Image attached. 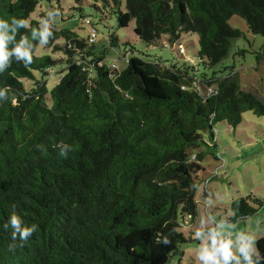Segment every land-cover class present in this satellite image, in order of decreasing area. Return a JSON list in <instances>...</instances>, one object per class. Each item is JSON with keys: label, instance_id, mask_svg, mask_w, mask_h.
I'll return each mask as SVG.
<instances>
[{"label": "trees", "instance_id": "16d2710c", "mask_svg": "<svg viewBox=\"0 0 264 264\" xmlns=\"http://www.w3.org/2000/svg\"><path fill=\"white\" fill-rule=\"evenodd\" d=\"M94 1L118 28L134 21L146 46L164 39L173 47L195 34L197 62L165 65L129 48L118 71L104 63L108 48L53 24L54 37L40 55L36 44L31 64L14 61L0 75L18 101L0 102V264H169L193 241L182 217L197 215L205 152L196 150L215 141L217 123L236 128L245 112L264 117V77L260 90L242 89L232 67L214 70L241 35L228 25L232 16L264 38V0ZM38 4L0 0V16L27 18V32L39 25L31 16ZM108 38L118 47L117 36ZM263 57L264 49L256 59ZM61 141L72 145L67 159L58 156ZM263 207L253 196L237 198L226 219L243 221ZM13 208L39 227L10 252L3 224ZM256 246L264 256V237Z\"/></svg>", "mask_w": 264, "mask_h": 264}, {"label": "rangeland", "instance_id": "374dc122", "mask_svg": "<svg viewBox=\"0 0 264 264\" xmlns=\"http://www.w3.org/2000/svg\"><path fill=\"white\" fill-rule=\"evenodd\" d=\"M33 18L43 16L50 9H58L60 16L55 25L59 28H70L82 38L90 34V26L82 24L79 17V10L83 18L92 22L97 36L95 45L109 49L104 63L108 66L114 65L118 71L126 68L123 59L124 50L133 49L137 55H147L148 59L160 60L163 64H182L190 59L192 65L196 64L198 41L195 34H182L181 39L171 47L164 39L157 45L146 46L134 34V21H131L126 28H118L114 14L105 12L102 15L100 8L102 2L94 0H38ZM124 5V4H123ZM121 11L125 8L122 6ZM232 29H237L241 35L232 41V47L221 64L214 68L215 71L224 69L227 73L233 68L238 76L242 89L257 87L261 88V79L264 77V57L257 61V57L264 49V38L254 35L249 31L244 20L232 16L228 20ZM117 36L118 47L109 45V36ZM38 46L36 55H40ZM183 49V54L177 50ZM45 50L44 53H48ZM196 61V62H195ZM166 62V63H164ZM215 141L210 147H202L196 152H205L202 161L203 170L200 173L199 181L195 191L196 217L184 216L186 226L182 233L185 237L191 236L192 242L181 244L179 247L181 256L172 257L169 264H199L196 258L197 250L201 242L194 237V232L201 226L209 214L216 216V222L221 218H229L230 203L241 197L253 196L264 201V117H257L251 112L242 114L240 124L236 128L228 126L225 122L217 123L214 126ZM207 137V136H206ZM207 140L208 137H207ZM214 143V144H213ZM211 199L214 203L211 206L206 201ZM179 217V221L182 222ZM231 229L233 234L244 231L253 235L256 241L264 237V207L254 215L243 221L233 223ZM204 229L208 224H204Z\"/></svg>", "mask_w": 264, "mask_h": 264}, {"label": "clouds", "instance_id": "9594fccd", "mask_svg": "<svg viewBox=\"0 0 264 264\" xmlns=\"http://www.w3.org/2000/svg\"><path fill=\"white\" fill-rule=\"evenodd\" d=\"M59 16L58 9H50L40 19L39 25L32 26L27 32L21 31L29 29L30 22L27 18L0 16V75L5 73L14 61L25 65L31 64L36 44L46 46L54 37L53 24L57 22ZM179 53L183 54L180 51ZM3 101L13 105L18 102L10 85H0V102ZM57 147L58 156L67 159L72 145L61 141ZM213 203L211 199L206 201L208 206ZM205 223L208 224L207 231L203 226ZM38 227L36 222L26 224L23 216L13 208L7 222L3 224L5 230L11 229L12 242L8 244V251L14 252L18 247H22ZM233 227L234 225L226 218L216 222V216L212 214L202 220L201 226L194 232L195 239L201 242L196 253L199 264H232L233 261L235 264H259L264 260L256 246V238L244 231L233 234L231 231ZM159 242L167 245L171 241L168 236H162Z\"/></svg>", "mask_w": 264, "mask_h": 264}, {"label": "built area", "instance_id": "2783aa9c", "mask_svg": "<svg viewBox=\"0 0 264 264\" xmlns=\"http://www.w3.org/2000/svg\"><path fill=\"white\" fill-rule=\"evenodd\" d=\"M85 24H89V22L88 21H85ZM96 36H97V33H96V31H94V30H92V29H90V34H89V37H88V41L89 42H94L95 41V39H96ZM181 53L183 52V49H181L180 48V50H179ZM124 59H125V61H126V56L124 57Z\"/></svg>", "mask_w": 264, "mask_h": 264}]
</instances>
